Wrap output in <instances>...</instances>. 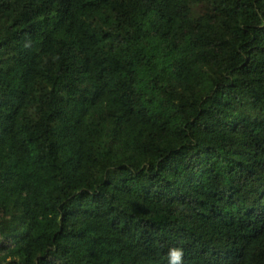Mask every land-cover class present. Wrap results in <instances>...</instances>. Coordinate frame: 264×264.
Masks as SVG:
<instances>
[{
  "label": "trees",
  "instance_id": "obj_1",
  "mask_svg": "<svg viewBox=\"0 0 264 264\" xmlns=\"http://www.w3.org/2000/svg\"><path fill=\"white\" fill-rule=\"evenodd\" d=\"M264 264V0H0V264Z\"/></svg>",
  "mask_w": 264,
  "mask_h": 264
},
{
  "label": "clouds",
  "instance_id": "obj_2",
  "mask_svg": "<svg viewBox=\"0 0 264 264\" xmlns=\"http://www.w3.org/2000/svg\"><path fill=\"white\" fill-rule=\"evenodd\" d=\"M166 255L168 264H184V250L181 246L170 247Z\"/></svg>",
  "mask_w": 264,
  "mask_h": 264
}]
</instances>
